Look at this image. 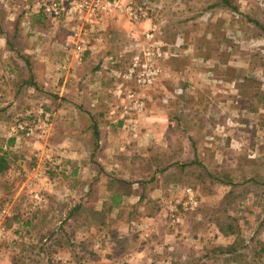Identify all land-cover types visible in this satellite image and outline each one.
Segmentation results:
<instances>
[{
  "label": "rangeland",
  "instance_id": "374dc122",
  "mask_svg": "<svg viewBox=\"0 0 264 264\" xmlns=\"http://www.w3.org/2000/svg\"><path fill=\"white\" fill-rule=\"evenodd\" d=\"M10 75L52 125L0 123V264H264V0H0Z\"/></svg>",
  "mask_w": 264,
  "mask_h": 264
},
{
  "label": "built area",
  "instance_id": "2783aa9c",
  "mask_svg": "<svg viewBox=\"0 0 264 264\" xmlns=\"http://www.w3.org/2000/svg\"><path fill=\"white\" fill-rule=\"evenodd\" d=\"M40 112H42V114L37 119L30 120L26 117H22L15 120L9 127L8 138L15 139L18 136H24L29 139V137L33 134L38 133L39 138H42L43 140L46 139L50 135L51 131V114L46 111L44 112L42 109ZM49 146L50 145L48 144L47 151L43 153L44 160L47 161V164H51L54 160V151ZM34 155L38 156V154ZM38 167L41 166L36 165L33 167H24L21 171L24 172L25 175L36 171H39L40 173L41 171L38 170ZM32 196L35 200H37L38 204L45 201V198L39 192H35ZM11 212V202H6L0 210V217H3V219H0V241L7 238L8 233L4 222L7 218L12 216Z\"/></svg>",
  "mask_w": 264,
  "mask_h": 264
},
{
  "label": "crops",
  "instance_id": "0c3cea01",
  "mask_svg": "<svg viewBox=\"0 0 264 264\" xmlns=\"http://www.w3.org/2000/svg\"><path fill=\"white\" fill-rule=\"evenodd\" d=\"M10 76L12 79H9V80H11L9 82L10 83L9 89H5V91L1 90V93H0V123H2L1 126L3 127V136H4L2 146H3V144L5 145V143H11L12 144V142L15 141V139H13V138L12 139L8 138L9 127L13 123L12 121H8V117H9L8 114H12V112L16 111L19 104H22V105H23V103L27 104V103H25V102H27V100L22 99V97L25 94V89L28 88L27 85H25V84H27V81H21V79L18 80V79H16L15 75H13V77H12V75H10ZM30 95L35 96L34 94L33 95L30 94ZM67 97H69V96H67ZM18 98L21 99V102H19ZM17 103H19V104H17ZM79 106L76 107V105H74V104L72 105L71 103H68L65 106V109L68 112H77V113H78V111L80 112L83 109L84 110L87 109V107H81L80 106L81 107L80 108ZM87 110L94 113L93 109L88 108ZM87 110H85V111H87ZM11 117H9V118H11ZM3 120H5V121H3ZM5 138H6V140H5ZM30 150H32V149L30 148ZM23 154H25V153H23ZM0 156H4L5 161H6L5 162V169L0 170V178L7 176L8 174H12L13 172L15 174V173L19 172L20 170H22L24 167H28L27 162L24 163L26 165L20 164V163L18 165H16V164L14 165L13 157L9 154V152H7L5 150L1 151ZM29 167H30V165H29Z\"/></svg>",
  "mask_w": 264,
  "mask_h": 264
},
{
  "label": "trees",
  "instance_id": "16d2710c",
  "mask_svg": "<svg viewBox=\"0 0 264 264\" xmlns=\"http://www.w3.org/2000/svg\"><path fill=\"white\" fill-rule=\"evenodd\" d=\"M227 1V0H225ZM5 157L4 156H0V170H3L5 169ZM217 226L219 227V230L221 232H223L224 234L226 235H233L236 233V231H234V226L235 223H233L229 217H226V216H221L219 219H217ZM237 238V237H236ZM223 251L225 253H229V254H232L235 252L236 254V257L240 256V253H238V251H236V249H234V246L231 244L228 248L225 247L223 248ZM241 256H243L241 254Z\"/></svg>",
  "mask_w": 264,
  "mask_h": 264
}]
</instances>
